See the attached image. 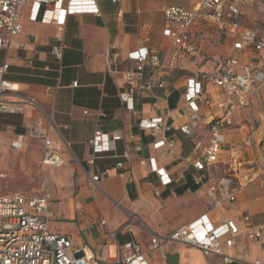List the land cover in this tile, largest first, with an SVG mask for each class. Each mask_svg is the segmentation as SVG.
<instances>
[{
  "label": "crops",
  "instance_id": "crops-1",
  "mask_svg": "<svg viewBox=\"0 0 264 264\" xmlns=\"http://www.w3.org/2000/svg\"><path fill=\"white\" fill-rule=\"evenodd\" d=\"M176 1L96 0L98 15L67 14L62 31L55 23L40 21L43 13L51 14L52 4L40 3L33 19L35 7L27 3L21 10L22 33L12 38L7 49L0 50V62L9 64L5 79L50 111L57 131L51 128L49 135L57 142L61 137L66 147L62 152L64 163L61 166L42 165L59 173L58 188L69 199L71 206V211L63 216L64 223L51 222L55 211L50 195L49 208L51 206L52 209L48 228L52 232L69 234L74 245H84L95 257L98 256L99 245L107 238L108 229L117 231L119 242H136L146 250L154 234L167 233L200 215L205 214L211 224H218L203 190L193 184L192 168L164 153L163 147L155 148V139L139 126L141 115L162 117L170 129L160 131L157 138L168 136L174 141V151L181 156L196 154L193 139L178 128L187 117L188 110L180 96L190 75L173 78V71L183 67L177 63L176 56L173 59L171 41L163 35V8L168 5L182 6L172 4ZM249 1L243 9L254 2ZM196 2L190 0V6L182 7L191 9ZM198 26L194 27L193 35ZM59 35L65 44L60 60L51 54V47ZM142 48H146L149 54H156L158 64L153 65L148 60L144 63L143 79L150 80L153 87L150 92L134 93L136 112H129L120 97V93L127 88L124 72L135 69L137 63L129 54ZM181 55L178 53L177 56ZM252 57V64H255L259 53L253 52ZM74 81L76 85H72ZM159 81H164L162 87L157 85ZM46 86L52 87V90L46 91ZM258 96H253L251 102ZM242 111H235L234 125L224 133L221 160L227 147L250 132L246 123L240 121ZM36 115V110L31 108H26L22 114L0 115V132L4 138L1 151L36 150L40 163L42 140L30 137L25 128V123L33 121ZM96 130L130 132L135 140L116 141L114 149L97 155L91 166L87 164L89 140ZM200 133L205 136L206 129L200 130ZM18 134L23 135L19 149L10 144ZM30 138L39 142L37 149L28 148ZM252 139V145L245 146V150L255 148L258 162L264 138L256 142L253 136ZM137 144H141V150L135 149ZM139 158L145 163L141 164ZM117 162H122L121 169L114 168ZM151 163L167 173L171 180L168 185L160 183L151 169ZM224 167L223 163H218L215 173L224 174ZM82 168L98 173L105 168L111 170L109 177L102 178L97 187H92ZM0 173L4 174L0 178H4L5 173ZM49 180L53 190L51 177ZM241 183L243 188L237 191L229 209H223L224 215L240 225L241 214L245 212L253 223H264V183L260 173L251 181ZM63 184L66 186L62 187ZM48 190L50 193L49 186ZM130 215L138 223L120 228L128 222ZM101 219L106 225L99 223ZM244 243L247 245L244 250L238 246L230 249L242 261L227 262L219 256L206 255L198 248L180 243L163 245L147 259L149 264H248L256 255L263 254L258 244Z\"/></svg>",
  "mask_w": 264,
  "mask_h": 264
},
{
  "label": "built area",
  "instance_id": "built-area-1",
  "mask_svg": "<svg viewBox=\"0 0 264 264\" xmlns=\"http://www.w3.org/2000/svg\"><path fill=\"white\" fill-rule=\"evenodd\" d=\"M42 2L52 4V11L50 15L43 13L40 21L55 23L59 31L63 30L67 14H99L96 0H0V50L7 49L12 38L22 33V7L32 3L35 7L32 18L35 19ZM246 4L247 0H197L191 9L177 5L163 8V35L171 41L173 59L178 53L191 56L198 53L193 40V29L197 25L215 23L229 39L228 51L223 59L210 69L187 77L180 96L188 112L186 120L178 128L193 139L196 154L181 156L174 151V141L168 136L157 138L160 131L170 129L162 117L141 115L139 118V126L155 139V148L163 147L164 153L192 168L193 184L203 190L218 224L213 225L205 214L200 215L167 233L154 234L146 250L136 242H119L116 239L117 231L108 229L107 238L99 245V253L95 257L84 245H74L69 234L49 230L51 199L48 186L43 181L41 190L36 194L14 192L0 195V264H149L147 258L155 250L170 243L189 245L198 248L203 254L216 255L227 262L242 261L230 249L238 246L244 250L247 248L245 241L256 243L263 250L262 255H256L248 264H264V223H253L249 214L244 212L239 225L223 213V209H229L237 191L244 185L236 186L226 173L218 175L214 171L218 163H224L220 159L225 142L224 133L234 125L235 111L247 108L251 98L258 96L260 88L264 86V27L241 26L240 19ZM64 47L63 37L57 36L51 54L60 60ZM253 52L259 53L255 64H252ZM129 56L137 64L134 70L124 72L127 88L120 93V97L127 111L136 112L133 106L134 93L150 92L153 87L150 80L143 79L144 63L148 60L157 65L158 56L149 54L146 48L133 51ZM8 68L6 61L0 62V115L22 114L26 108L36 110L34 120L25 123L26 133L42 140V165L61 166L64 163L62 152L66 147L61 137L57 142L49 135L51 128L57 131L50 111L5 79ZM72 85H76V81ZM157 85L162 87L164 81H159ZM45 90L51 91L52 87L46 86ZM98 115L102 113L98 112ZM202 129H206L205 136L200 133ZM22 138V134L16 135L10 142L11 146L19 149ZM122 139L132 141L135 136L122 130H96L89 140L90 157L87 164L92 166L97 155L112 151L114 143ZM3 142L0 132V151ZM252 143L250 132L240 140L242 146H251ZM135 149L141 150V144H137ZM139 162L144 164L145 160L139 158ZM258 164L260 178L264 183V144L258 155ZM114 168L121 169L122 162H117ZM151 169L162 185L170 183L163 168L151 163ZM110 170L105 168L98 173L82 168L92 187H97L102 178L109 177ZM3 176L0 173V177ZM251 180L249 178L248 182ZM154 193L158 194L156 188ZM99 223L106 225L104 219ZM129 223L136 224L138 221L130 215L128 222L120 228H127Z\"/></svg>",
  "mask_w": 264,
  "mask_h": 264
},
{
  "label": "rangeland",
  "instance_id": "rangeland-1",
  "mask_svg": "<svg viewBox=\"0 0 264 264\" xmlns=\"http://www.w3.org/2000/svg\"><path fill=\"white\" fill-rule=\"evenodd\" d=\"M172 4H179L184 7L190 6V0H177ZM241 16L240 24L243 27H264V0H254L247 5ZM194 43L198 53L195 55H176L177 63L183 67L175 69L172 73L174 79L184 75L194 76L199 72L210 69L214 64L223 59L228 51V37L226 33L215 23H205L198 26V30L193 35ZM264 87L260 88L259 96L254 98L250 106L243 109L240 121L246 123L248 130L254 138V142L264 138ZM31 137V136H30ZM39 142L33 138L29 139L28 148L37 149ZM232 146V147H231ZM225 149L222 156L226 175L230 176L236 186L241 182L248 181L249 178L257 177L259 164L256 162L257 150L249 151L245 146L240 145V140H236ZM233 148V149H231ZM233 152V155L230 153ZM38 152L36 150H2L0 153V171L5 173L4 178H0V194L20 192L24 194L39 193L42 182L50 187L51 201L55 216L51 217V222L64 223L63 216L71 211L69 199L63 196L58 188L59 173L50 167H43L39 163ZM224 173V174H225ZM51 177L53 190L51 189ZM66 186L65 184L62 187ZM116 206V203H115ZM51 206L49 212L51 211ZM155 210V209H154ZM58 212V213H56ZM63 214V215H62Z\"/></svg>",
  "mask_w": 264,
  "mask_h": 264
},
{
  "label": "trees",
  "instance_id": "trees-1",
  "mask_svg": "<svg viewBox=\"0 0 264 264\" xmlns=\"http://www.w3.org/2000/svg\"><path fill=\"white\" fill-rule=\"evenodd\" d=\"M196 187H194L193 189H195Z\"/></svg>",
  "mask_w": 264,
  "mask_h": 264
},
{
  "label": "bare ground",
  "instance_id": "bare-ground-1",
  "mask_svg": "<svg viewBox=\"0 0 264 264\" xmlns=\"http://www.w3.org/2000/svg\"><path fill=\"white\" fill-rule=\"evenodd\" d=\"M242 183H240V185H241Z\"/></svg>",
  "mask_w": 264,
  "mask_h": 264
}]
</instances>
